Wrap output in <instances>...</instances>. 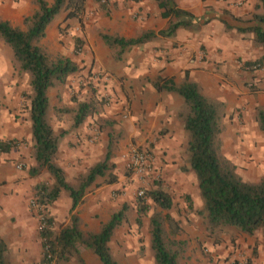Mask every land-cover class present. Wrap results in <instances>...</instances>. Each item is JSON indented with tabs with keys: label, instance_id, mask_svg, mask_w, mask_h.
<instances>
[{
	"label": "trees",
	"instance_id": "16d2710c",
	"mask_svg": "<svg viewBox=\"0 0 264 264\" xmlns=\"http://www.w3.org/2000/svg\"><path fill=\"white\" fill-rule=\"evenodd\" d=\"M95 1L108 11L109 2ZM155 2L162 11L161 17L170 18L165 30L157 33L144 31L131 39L102 32L99 34L101 42L111 51L114 62H120L124 53L132 47L151 42L157 37H172L178 29H189L206 22L204 18H197L179 8L175 0ZM32 3L36 9L31 16L24 17L25 30L0 19V39L10 48L18 65V73L29 78L30 93L26 99L29 102L32 157L35 162L32 174L45 171L50 179L35 187L39 214L45 219V227L39 232L42 246L50 245L56 264H65L78 255V244L85 248L94 264H120L112 254L109 243L117 228L127 219L128 208L123 205L113 212L95 232L82 231L75 211L88 191L98 187L100 179L110 176L108 184L116 182V178L110 174L115 169L113 159L118 141L124 136V129L116 117H108L104 123L95 119L104 114V101L96 94V87L90 84V97L74 99L71 107L54 108L56 121L67 125L66 128L61 127L59 132L55 131L48 121V91L57 85H64L79 68L71 58H52L37 45L46 37V29L55 17L63 14L65 22L75 19L81 23L87 0H52L50 5L45 0H32ZM255 9H260L261 13H253L247 20L225 13L224 25L226 30H235L238 34L251 33L255 46L264 47V0H257ZM80 45L77 40L75 54L80 52ZM263 63L264 57L251 63V71L259 70ZM151 85L157 92L177 95L183 101L177 119L187 135L185 151L188 166L181 170L194 176L201 204L195 209L191 198L186 196L188 210L201 219L209 236L216 238L227 229H234L249 237L259 235L264 251V174L256 182L245 181L237 172L236 165L222 154L225 103L202 93L199 85L191 81L188 75L178 84L172 79L158 78L151 81ZM88 118L94 119L99 127L103 126L101 129H108L104 153L99 161L87 168L77 184L72 185L66 180L65 172L56 163V158L62 139L84 125ZM255 120L264 136V108L255 107ZM10 148L11 144L0 142L1 152H8ZM62 194L70 200L69 223L56 232L51 228L52 219L48 217L47 210ZM135 205L137 225L141 227L145 218L148 222L149 248L154 264H180L186 253V242L176 239L175 232H167L166 217L162 215L163 211L173 207L169 194L159 182H155L142 196L136 197ZM0 264H11L7 244L1 237ZM83 264L86 263L83 261ZM247 264H251L250 261Z\"/></svg>",
	"mask_w": 264,
	"mask_h": 264
},
{
	"label": "rangeland",
	"instance_id": "374dc122",
	"mask_svg": "<svg viewBox=\"0 0 264 264\" xmlns=\"http://www.w3.org/2000/svg\"><path fill=\"white\" fill-rule=\"evenodd\" d=\"M111 2L112 0L108 6ZM11 3L17 7L20 6V9L7 8L3 6L4 2H1L0 19H5L4 21H8L15 28L25 30L24 17L31 16L36 7L32 0H11ZM223 11L226 14H231L226 9ZM255 11L261 12L260 9H255ZM20 12L24 14L21 15ZM110 12L109 8L108 11L103 9L95 0H87L81 23L75 19L65 22L61 16L56 17V20L51 23L52 27L57 26L55 32L52 33L53 35H48L47 38L37 43L52 58L62 56L76 60L77 62H74L79 68L75 74L67 78L64 85H57L48 91L50 103L48 121L57 132L60 131L61 127L66 128L67 125H61L56 121L54 108L71 107L74 99L83 100L90 97L92 95L91 85L93 88L96 87V94L104 101V114L95 117L97 121L104 123L108 117H111L110 108H116L119 98L108 87V81L101 74L100 69L95 66L93 57L86 58V61L82 59L89 54L87 51L89 42L101 41L99 34L105 33L102 26ZM96 13L100 17L101 26L99 27H96L98 20ZM208 27L209 24H205L194 26L192 29L199 36L201 31L204 33L203 30ZM87 30L90 32L87 33ZM225 33L228 36L233 34L235 37H239L232 30H226ZM77 40L81 45L80 52L75 54L74 49ZM200 59L202 60V58ZM238 62V69L249 73L246 77L260 72L264 75V65L259 67V70L251 71V63L255 61H249L250 64L247 65L246 62L248 61L239 60ZM226 81L228 80H221L222 83H227ZM202 90L213 99L219 100L217 97H222V102L225 101V130L221 137L222 154L236 165L237 172L243 180L258 181L264 174V136L257 127L255 106L248 100L242 101L241 99L240 102H237L238 99H236L234 101V97L229 96V91L224 92V89L221 90L216 87L214 82H209L206 88L202 87ZM29 93L28 76L18 73V65L10 48L0 39V142L11 144L8 152L0 151V234L3 235V240L7 244L11 264H42L44 259L42 241L39 237L38 216L40 209L33 208L31 203L35 201V187L42 182H49L50 179L45 171L32 174L35 162L32 157L31 123L28 115L29 102L26 99ZM114 116L120 124L125 120L122 113ZM102 127H99L94 119L88 118L84 125L67 134H79L81 136L73 143L68 141V145L78 149L80 153H84L89 162H85L81 158L82 162L76 165L67 163L69 159L63 141L68 139L65 138L61 141L64 150L58 152L56 163L64 169L66 180L70 184L76 185L87 168L102 158L108 130L107 128L101 129ZM125 139L123 136L118 141L113 159L115 169L110 174L116 178V182L111 184L113 189L109 192L110 200L114 202V206L100 208L98 216H95V218L103 219L104 216L110 217L123 205L128 208L127 219L117 228L109 243L112 254L118 261L136 264V260L128 261L129 257L124 254L125 251L131 250L137 252V259H143L144 264H154L149 248L148 222L145 218L141 227L137 225L135 222V203L140 190L150 189L155 182H159L173 203L171 210L162 212V215L166 217L165 228L170 234L175 232V238L181 239L187 245L185 256L180 264H247L249 261L251 264H264V251L259 235L249 237L234 229H227L218 237H211L205 231L201 219L188 210L186 196L191 198L195 209L199 208L201 204L194 176L181 170L182 167L188 166L186 151L182 152L180 166L177 168L181 178H177V176L175 178L171 174L174 171L175 161L170 164L163 157L156 159V155L154 160L150 154L144 151L148 156L149 170L143 178L145 182H142L141 178L127 170L125 159L131 148L140 149L141 147H137L131 142L125 144ZM184 144L186 148V142ZM77 155L74 153L76 158ZM109 177L100 179L98 187L108 184ZM98 187H93L89 191ZM68 208V198L65 194L48 207L47 213L48 217L52 219L51 228L53 231L58 232L69 223ZM28 215L33 219V232L36 240L20 243L14 239L12 231L16 221ZM196 220H199L200 226L194 224L197 222ZM190 227L194 228L190 230ZM81 229L84 232H89L85 227H81ZM30 234L31 232L27 238L30 237ZM77 250L79 254L71 257L65 264H83V261L86 264H94L82 245L78 244ZM130 259L132 258L130 257Z\"/></svg>",
	"mask_w": 264,
	"mask_h": 264
},
{
	"label": "crops",
	"instance_id": "0c3cea01",
	"mask_svg": "<svg viewBox=\"0 0 264 264\" xmlns=\"http://www.w3.org/2000/svg\"><path fill=\"white\" fill-rule=\"evenodd\" d=\"M45 1L49 5L52 3V0ZM1 2H4L3 6L7 8L20 9V6L13 5L11 0H0V4ZM175 2L179 8L206 20L204 24H200H209V27L203 30L204 33L201 31L198 36L192 28L178 29L172 37H157L151 42L132 47L124 53L118 63L113 61L111 51L101 41L89 42L87 48L89 54L82 59L86 61V58L93 57L95 66L108 81V87L119 98L116 108H110V115L111 117L119 113L124 115L125 120L121 126L124 129L125 144L134 143L135 146L141 147L140 150L150 154L154 160L156 155V159L163 157L170 164L175 161L174 171L171 174L175 178L176 176L181 178L177 168L180 166L182 152L185 151L184 143L187 142V135L183 131L182 124L177 120V112L182 108L183 101L177 95L157 92L152 87L151 81L158 78L172 79L178 84L184 81L185 75H188V78L197 83L206 96L209 94L205 93L202 87L206 88L209 82H214L216 87L224 89V92L229 91V96H233L234 101L248 100L253 106L264 108V75L260 72L246 77L249 73L238 69L239 60L248 61L246 62L248 64L249 61L253 62L263 57L264 47L255 46L251 33H237L239 37L233 34L228 36L225 33L226 17L223 9L235 17L247 20L253 13H257L254 9L257 0H242L240 6H235L232 0H175ZM109 9L111 11L109 17L104 20L102 26L104 32L124 39L135 38L144 31L157 33L165 30L170 22V18L161 17L162 11L157 7L155 0H112ZM20 14L24 13L20 12ZM59 16L64 18L63 14ZM96 16L98 19L96 27H99L100 17L97 13ZM55 20L56 17L52 23ZM56 27L50 24L46 29L45 38L48 35L52 36ZM88 32L90 31L87 30ZM221 80L228 81L222 83ZM217 98L223 101L222 97ZM65 138L68 140L65 141ZM80 138L79 134H70L62 139L67 149L69 159L67 163L76 165L82 162L81 158L89 162L84 153L68 145V141L73 143ZM61 143L58 152L64 150ZM74 153L79 156L77 155L76 158ZM111 189L113 185L105 184L88 191L85 195L83 202L75 211L82 222V228L95 232L99 230L102 222L108 220L109 217L106 216L103 219L95 216H98L100 208L114 206V202H111L109 197ZM68 205L70 208L69 199ZM196 221H193L194 224L200 226L199 220ZM33 228L31 216L20 218L12 231L14 239L20 243L34 242L36 238ZM192 228L194 227H190V230ZM29 232H31L30 239L27 238ZM0 237L4 239L2 234ZM136 253L130 250L125 251L124 254L129 257L128 261L134 259L136 264H144L143 259H137ZM118 262L126 264L125 261Z\"/></svg>",
	"mask_w": 264,
	"mask_h": 264
},
{
	"label": "built area",
	"instance_id": "2783aa9c",
	"mask_svg": "<svg viewBox=\"0 0 264 264\" xmlns=\"http://www.w3.org/2000/svg\"><path fill=\"white\" fill-rule=\"evenodd\" d=\"M235 6L242 5V0H232ZM102 3L110 2V0H101ZM126 168L127 170L141 178L142 182H145L143 179L148 172V156L138 148H131L126 155ZM20 169V167H19ZM144 194V190H140L138 192V196H142ZM32 207L35 209H39L36 202L31 203ZM39 223V231H41L45 227V219L44 216L39 214L38 216ZM44 250V259L42 264H56V260L54 254L51 252L50 245L43 246Z\"/></svg>",
	"mask_w": 264,
	"mask_h": 264
}]
</instances>
